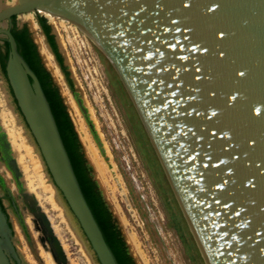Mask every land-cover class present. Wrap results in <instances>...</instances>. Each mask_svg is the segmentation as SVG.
Listing matches in <instances>:
<instances>
[{
  "label": "water",
  "instance_id": "obj_1",
  "mask_svg": "<svg viewBox=\"0 0 264 264\" xmlns=\"http://www.w3.org/2000/svg\"><path fill=\"white\" fill-rule=\"evenodd\" d=\"M40 9L77 24L113 63L209 263L264 264V0H19L0 9V42L9 46L6 77L19 108L14 110L95 264H119L84 195L51 103L12 33L13 17L22 28L19 16ZM6 168L32 250L40 258L27 207L38 219L36 229L44 231L39 241L48 240L58 264H70L13 155ZM22 198L31 203L20 207ZM9 221L0 204V243L5 239L9 247L0 248V264H12V258L28 264L15 250Z\"/></svg>",
  "mask_w": 264,
  "mask_h": 264
},
{
  "label": "rangeland",
  "instance_id": "obj_2",
  "mask_svg": "<svg viewBox=\"0 0 264 264\" xmlns=\"http://www.w3.org/2000/svg\"><path fill=\"white\" fill-rule=\"evenodd\" d=\"M32 14L42 31L39 18L44 16L36 12ZM48 23L51 31L54 30L58 51L62 55L72 86L52 53L53 69H58L60 76L56 78L51 71L50 73L58 83L63 103L78 134L82 153L90 162V174L96 178L102 195L108 201L136 264H206L161 159L113 63L74 22L61 24L58 20L56 28L51 21ZM25 25L30 29L28 23ZM39 34L42 36L40 32ZM46 66L48 67L47 64ZM0 79H5L1 68ZM5 84L10 93L8 83ZM76 96L83 101L87 119L76 103ZM10 97L13 104L11 94ZM74 105L85 120L90 138L88 144L92 149L82 139L74 122L71 111ZM14 106L13 104V108ZM89 124H92L93 129ZM3 129L7 131L0 123V130ZM7 140L11 143L9 136ZM92 150L96 151V155ZM9 153L14 155L13 149ZM0 172L8 189L14 191L15 181L3 163H0ZM6 174H10L9 177ZM34 192L38 195L40 190L36 189ZM0 196L13 228L12 242L15 250L28 264H56L39 241L41 232L36 230L33 223L32 228L29 224L27 215L31 213L24 211L32 237L39 248L40 258L24 237L17 213L1 185ZM22 206L20 203V207ZM47 212L53 223L60 228L58 236L70 264H89L81 249L85 245L82 246L79 242L77 244L59 213L51 210ZM69 218L71 219L70 216ZM87 252L90 253L88 250ZM90 256L93 260L91 253Z\"/></svg>",
  "mask_w": 264,
  "mask_h": 264
},
{
  "label": "bare ground",
  "instance_id": "obj_3",
  "mask_svg": "<svg viewBox=\"0 0 264 264\" xmlns=\"http://www.w3.org/2000/svg\"><path fill=\"white\" fill-rule=\"evenodd\" d=\"M8 1H10L12 3H17L19 0H0V9H3L4 6H6ZM33 12H36L39 15L46 16L53 23L52 25H54L55 28L57 26L56 23L58 20H60L61 24L65 23V22H68L69 24L70 23L73 24V22L63 15L54 14V13H51V12H48V11H45L42 9L33 10V11L28 12V13L22 14L18 18L20 23H28L29 24L30 30L33 31L32 33H34V35H35L34 39H35V42L37 44L38 49L40 50L42 57H43L45 65L46 64L48 65V67L50 68L49 70L53 73L54 77L57 78L60 76V71L58 69H53L52 60H51L52 59L51 51H50V49L46 43L45 37L42 34L37 22H35V20L33 18V14H32ZM75 25H77V24H75ZM39 32L42 34L43 37L40 36ZM63 46H64V43H63ZM4 80H6V81H4ZM4 80L0 79V123L4 126L5 130H7V131H5V132H8L7 137L8 136L10 137V140H11L10 144H11V148L13 149V153H14L13 156L17 160L20 171L22 172V181L25 183L26 190L29 193L35 194L34 191L36 189H39L40 193L38 195H36V194L35 195H36V198L38 199L37 201H39V204L41 205V207L46 211L47 214H48V212H47L48 210L55 211V212L59 213V217L62 219L63 222L67 223V226L69 227L70 231L72 232L73 237L76 239L77 244L80 243V245L83 246L84 242L82 241L78 231L76 230L74 221L72 220V218L70 219L69 216L66 214L67 211L64 208V206L62 205L61 199L58 195L56 188L53 185H51V183L48 181L49 178H48L47 173L45 172L46 167L44 165V162L41 159L40 153H39L36 145L34 144L33 139L31 137L28 129L26 128V126L24 127V125L22 124L23 121L21 122L20 117L14 111L13 104H11L10 93L8 92L7 84H5V83H8V87L10 84H9L7 78ZM71 111H72V116H73L74 122L78 128V131L82 135V139L88 144L89 143L88 140H90V138L88 136V131L86 130L85 120L81 116L80 110L78 109V107L76 105H74V109H72ZM90 148L92 149V146H90ZM92 152L96 155V151L92 150ZM7 174H6V176L9 177V175L11 173L9 175H7ZM11 176H12V174H11ZM15 188H13L14 191H17ZM176 197H177V195H176ZM20 201H21L23 207L24 206L26 207L28 203L29 204L31 203V201L24 200L23 198ZM26 211H29L32 214V215L31 214L27 215V218H28V221H29L31 228H32V223H33L34 227L36 228V220L38 221L37 217L31 212L30 207H27ZM26 211H25V213H26ZM50 221L54 227V231H55L56 235L58 236V232H59L60 228L53 223L51 217H50ZM187 222H188V220H187ZM188 224H189L190 229H191V231L195 237V233H194L189 222H188ZM36 230L41 232L39 237L45 235L43 230H41V229H36ZM0 233L4 234L3 229L1 227V224H0ZM58 237L60 239V236H58ZM46 241L47 242L43 246L45 247L47 254L49 253L51 255V257L53 258V260L55 261V263L58 264L56 258L54 257L51 246L48 243V240H46ZM60 241H61V239H60ZM196 242H197V245L200 249V252H201L206 264H210L207 257H206V254L204 253V251L202 249V247H200L201 246L200 243L198 244L197 240H196ZM63 247H64V245H63ZM0 248L2 250H4V252H8V249H9L8 242L5 239L2 240V242L0 243ZM85 248L86 247H83L81 249L83 250L84 255L86 256L87 261L89 262V264H94L93 260L91 259L90 253L87 252V249H85Z\"/></svg>",
  "mask_w": 264,
  "mask_h": 264
},
{
  "label": "trees",
  "instance_id": "obj_4",
  "mask_svg": "<svg viewBox=\"0 0 264 264\" xmlns=\"http://www.w3.org/2000/svg\"><path fill=\"white\" fill-rule=\"evenodd\" d=\"M39 22L45 34L47 35L48 41L55 53L54 55H56L58 62L65 72L70 85L72 86V81L69 78V73L63 63L62 55L58 51L57 43L54 35L51 33V26L48 23V20L45 17H40ZM12 23V33L16 38L18 47L22 53L21 55L25 57L33 71L38 76L46 96L51 103L54 116L58 123L65 146L68 150L67 152L70 155L75 173L78 177L84 195L104 232L108 244L116 255L119 264H136L133 260V257L129 253L127 243L122 236L119 226L113 219L112 212L103 200L104 198L101 191L99 190L97 182L93 180L90 174L91 168L87 164V161L82 153L81 143L79 141L73 121L66 109V105L63 103V98L58 87L53 83L51 73L43 65L40 55H38L39 52L37 45L31 38L28 27L25 25L22 28H19L16 17H13ZM6 45V53L0 54L4 68L5 61L8 59L7 54L9 53V46L7 42Z\"/></svg>",
  "mask_w": 264,
  "mask_h": 264
},
{
  "label": "flooded vegetation",
  "instance_id": "obj_5",
  "mask_svg": "<svg viewBox=\"0 0 264 264\" xmlns=\"http://www.w3.org/2000/svg\"><path fill=\"white\" fill-rule=\"evenodd\" d=\"M11 27H13V23H12V26ZM2 47H5V50H3ZM6 51H7L6 42L5 41H1L0 42V54L1 53H6ZM6 62H7V60L5 61V68H4L3 67V62H2L1 56H0V68H1V70L3 72V74H4L5 79L7 78L6 77ZM9 91H10V94H11V96L13 98V104L16 106L15 108H16V110L18 112L19 111V108H18L17 104H15L16 103V100L13 97V92H12V89H11L10 85H9ZM2 135H3V132L0 130V163H3L5 165V167H6V158H7V156H8V158L9 157L11 158V153H9L11 151V148H8L7 149V147H6L7 138H4L3 139L2 138ZM0 185L5 190V196L9 199L8 201H10L12 207L15 209V211L17 213V216H20L21 217V210H20V208H19V206L17 204V201H15L16 199L10 193V191H9L7 185H6V181L3 178L1 172H0ZM0 204L3 206L4 211H5V207H4V204L2 203V197L1 196H0ZM8 220H9V217H8ZM9 225L12 227L10 221H9ZM12 264H19V262L15 258H12Z\"/></svg>",
  "mask_w": 264,
  "mask_h": 264
}]
</instances>
